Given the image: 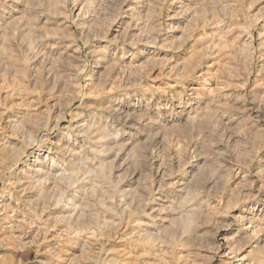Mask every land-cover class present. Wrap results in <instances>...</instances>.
I'll return each mask as SVG.
<instances>
[{"label":"rangeland","instance_id":"obj_1","mask_svg":"<svg viewBox=\"0 0 264 264\" xmlns=\"http://www.w3.org/2000/svg\"><path fill=\"white\" fill-rule=\"evenodd\" d=\"M0 264H264V0H0Z\"/></svg>","mask_w":264,"mask_h":264}]
</instances>
